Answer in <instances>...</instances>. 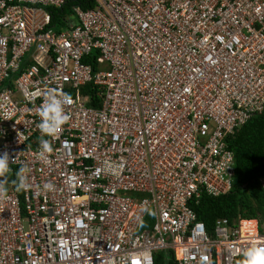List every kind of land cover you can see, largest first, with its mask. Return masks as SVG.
I'll use <instances>...</instances> for the list:
<instances>
[{"label":"built area","instance_id":"obj_1","mask_svg":"<svg viewBox=\"0 0 264 264\" xmlns=\"http://www.w3.org/2000/svg\"><path fill=\"white\" fill-rule=\"evenodd\" d=\"M67 1L0 0V264H241L264 227L209 233L192 205L230 192L229 140L264 112V0H80L53 23ZM49 88L70 118L41 157Z\"/></svg>","mask_w":264,"mask_h":264},{"label":"trees","instance_id":"obj_2","mask_svg":"<svg viewBox=\"0 0 264 264\" xmlns=\"http://www.w3.org/2000/svg\"><path fill=\"white\" fill-rule=\"evenodd\" d=\"M80 0H68L58 10H51L53 23L71 13L72 6H80ZM83 8H92L83 4ZM229 149L235 158V178L229 193L220 197L202 195L197 205H192L198 220L203 222L211 233L215 222L228 219L230 222L238 218L257 220L260 231L264 227V191L259 179L264 177V112L252 118L233 139L229 140ZM11 181V179H8ZM165 254L155 256V264H173L165 260Z\"/></svg>","mask_w":264,"mask_h":264},{"label":"clouds","instance_id":"obj_3","mask_svg":"<svg viewBox=\"0 0 264 264\" xmlns=\"http://www.w3.org/2000/svg\"><path fill=\"white\" fill-rule=\"evenodd\" d=\"M71 103L70 97L58 88H49L43 93V101L36 109L40 121L37 128L41 132L38 140L39 155L45 157L54 151L52 143L45 137H55L62 126L69 120V115L65 111V106ZM29 169L22 166L15 173L16 179L12 181L17 192L27 190L31 187L29 183ZM11 172L9 155L7 152L0 154V199L8 195V174ZM43 189L46 191L55 190V185L45 182ZM241 264H264V239L251 243L243 252Z\"/></svg>","mask_w":264,"mask_h":264},{"label":"rangeland","instance_id":"obj_4","mask_svg":"<svg viewBox=\"0 0 264 264\" xmlns=\"http://www.w3.org/2000/svg\"><path fill=\"white\" fill-rule=\"evenodd\" d=\"M56 30H57V31H58V30H60V25L57 27V29H56Z\"/></svg>","mask_w":264,"mask_h":264},{"label":"water","instance_id":"obj_5","mask_svg":"<svg viewBox=\"0 0 264 264\" xmlns=\"http://www.w3.org/2000/svg\"><path fill=\"white\" fill-rule=\"evenodd\" d=\"M263 165H264V160H263Z\"/></svg>","mask_w":264,"mask_h":264}]
</instances>
